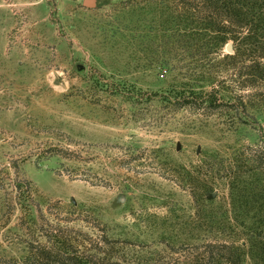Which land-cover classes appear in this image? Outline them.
Instances as JSON below:
<instances>
[{
    "label": "rangeland",
    "instance_id": "rangeland-1",
    "mask_svg": "<svg viewBox=\"0 0 264 264\" xmlns=\"http://www.w3.org/2000/svg\"><path fill=\"white\" fill-rule=\"evenodd\" d=\"M181 14L0 0V264H264V56Z\"/></svg>",
    "mask_w": 264,
    "mask_h": 264
},
{
    "label": "trees",
    "instance_id": "trees-1",
    "mask_svg": "<svg viewBox=\"0 0 264 264\" xmlns=\"http://www.w3.org/2000/svg\"><path fill=\"white\" fill-rule=\"evenodd\" d=\"M167 6L179 7L184 36L196 44L210 46V53L230 56H264V0H162ZM192 29V33L190 30ZM190 33V34H189ZM234 43L232 54H222L228 41ZM250 67L254 75L248 83L264 88V62L256 60ZM186 103H193L188 101ZM264 223V221H263ZM50 255L52 251H47ZM51 263L79 264L74 255L48 256ZM231 261V260H230ZM231 263V262H230Z\"/></svg>",
    "mask_w": 264,
    "mask_h": 264
},
{
    "label": "water",
    "instance_id": "water-1",
    "mask_svg": "<svg viewBox=\"0 0 264 264\" xmlns=\"http://www.w3.org/2000/svg\"><path fill=\"white\" fill-rule=\"evenodd\" d=\"M86 3L90 6H92L94 4V0H86ZM226 48L228 51H232V49H233L232 44L228 43ZM178 148H180V144H178ZM199 151H200V148H199Z\"/></svg>",
    "mask_w": 264,
    "mask_h": 264
}]
</instances>
